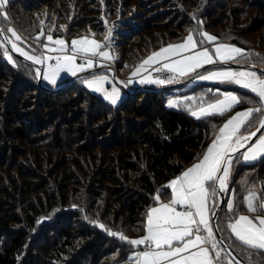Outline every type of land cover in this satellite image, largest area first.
Instances as JSON below:
<instances>
[{
    "label": "trees",
    "instance_id": "trees-1",
    "mask_svg": "<svg viewBox=\"0 0 264 264\" xmlns=\"http://www.w3.org/2000/svg\"><path fill=\"white\" fill-rule=\"evenodd\" d=\"M197 4L206 12L198 18L207 23L189 26L188 12ZM219 11L221 18L215 20ZM44 12L56 21L57 27L49 29L69 41L89 28L104 34L93 26L102 25L98 22L102 13L120 16L115 34L120 52L109 66L126 84L152 53L183 42L190 32L202 39L195 29L247 52L255 47L236 35L262 33L264 45V0H9L8 20L0 16V23L13 26L23 44L40 54L42 39H32L46 28L41 24ZM180 19L177 30L174 24ZM227 23L231 27L223 34L210 30ZM257 59L253 55L242 63L263 67ZM14 60L16 66L0 59V264L126 261L136 247L105 229L129 239L143 237L148 211L158 203L154 197L159 193L160 201H170L166 186L202 158L233 113L255 106L247 103L249 99L258 101L233 85L198 84L185 89V84L180 89L188 94L208 89L209 101L218 98L214 90L220 89L237 92L244 102L225 116L204 119L168 108L172 90L127 93L112 105L81 81L59 91L43 82L48 87L44 88L26 67L30 65L15 55ZM232 171V191L218 225L226 243L245 260L234 239H229L226 224L230 217L247 213L248 191L258 190L264 197V156L252 164L234 160ZM231 194L234 212L226 207ZM254 261L264 264V255H255Z\"/></svg>",
    "mask_w": 264,
    "mask_h": 264
},
{
    "label": "snow or ice",
    "instance_id": "snow-or-ice-1",
    "mask_svg": "<svg viewBox=\"0 0 264 264\" xmlns=\"http://www.w3.org/2000/svg\"><path fill=\"white\" fill-rule=\"evenodd\" d=\"M9 0H0V16L4 21L8 15L4 11ZM43 24V21H41ZM8 33H11L9 37ZM43 29L37 41L43 37ZM112 29L109 28L105 35V42L100 43L94 38L84 37L66 42L62 38L54 39L52 35L46 36V43L39 45L47 53L55 55L30 54L19 46L17 42H23L21 35L13 27H0V49H3L4 57L16 66V61L10 55L9 50L4 47L2 41L11 44V50L18 53L31 65L39 67L31 68L35 76L42 78L50 84H56L61 73L76 76L94 67L95 59L111 60L113 57L108 50L111 46ZM199 41L190 32L182 43L171 44L158 52L152 53L147 59L132 72L136 77L146 70L145 66L160 64L163 69L178 76H188L197 73L199 80L216 81L237 85L242 89L254 94L258 101L249 99L247 103L255 106L243 111H237L219 128L212 144L207 148L203 159L184 171L181 176L172 180L166 187L171 190V199L167 203H159L147 214L146 235L139 239H129L123 233L113 232L105 229L110 235L118 237L119 240L127 242L136 248L144 245L143 251H137L129 258V264H218L221 262L222 241L217 240L211 217L216 211L217 202L214 197L218 191L227 192V184L231 174L234 160L251 162L260 156H264V134H261L255 143L254 137L261 129H264V74L255 71H233L219 70L208 71L206 74L198 73L205 65L217 63L227 64L229 62L242 63L248 59L252 52L228 44H216L214 50L202 47L205 43H214L219 38L200 30ZM94 36V34H93ZM200 47L202 50L197 51ZM185 53H190L185 55ZM173 57H181L173 60ZM238 57L243 59H237ZM82 62L77 63V59ZM54 61L55 63H52ZM264 63V57L260 58ZM103 67L104 65H100ZM254 66V65H253ZM160 71V69H157ZM174 78V77H173ZM130 78L127 84H131ZM171 79H154L151 75L140 79L139 83L164 85L170 83ZM83 83L94 92L101 93L104 98L117 104L120 99V89L115 85L109 91L105 88L110 83L106 75H93L84 78ZM127 86V85H125ZM194 100L195 98H188ZM199 104L184 105L185 111L196 119H204L212 116H225L242 102L243 98L235 93H223L222 98L213 101H205L200 98ZM182 102L169 101L168 106L175 108ZM255 123V130H251ZM239 154V155H237ZM211 189V191H210ZM154 199L160 202L158 193ZM247 212L251 215L239 214L228 219L226 228L230 231L229 239L234 237L235 247L240 249L247 264H257L255 255H264V197L258 196L253 191H248L244 199ZM177 206L183 211H178ZM229 212L235 211L233 200L227 205ZM99 227L105 228L103 224ZM219 230V225L216 226ZM226 247H233L232 244ZM187 253V255H185ZM214 253V254H213ZM222 264H242V261L231 252L225 253Z\"/></svg>",
    "mask_w": 264,
    "mask_h": 264
},
{
    "label": "rangeland",
    "instance_id": "rangeland-1",
    "mask_svg": "<svg viewBox=\"0 0 264 264\" xmlns=\"http://www.w3.org/2000/svg\"><path fill=\"white\" fill-rule=\"evenodd\" d=\"M104 6V8H105V5H103ZM7 8H8V4L5 6V8H4V11L7 13ZM202 11H204V6L202 7V8H200L199 6H198V4L197 5H194V6H191V8H190V10H189V15H190V23L188 24L189 26L192 24L193 26H197V25H200L201 24V22H202V24H204V25H206V20H201V19H199L198 18V16L199 15H203L204 13H206V12H202ZM45 14H42V16H43V18H44V22H43V24H42V26L44 25V27H46V28H42L43 29V31H44V36L43 37H41L40 39H42V44H44V43H46L47 41H46V36L47 35H52L53 36V38L54 39H56V38H62V39H64L66 42H68L69 43V45H70V42L72 41V40H74V39H81V38H84V37H88V38H94L96 41H98V42H100V43H104L105 42V35H106V33H107V30L109 29V28H111L112 29V35H111V38H110V40H111V46H110V48H107V49H102V50H108L109 51V54L113 57V59H111V60H99L98 58H96L95 59V62H94V67L92 68V69H89L88 71H86V72H83V73H78L76 76H80V75H84V74H87V73H89V72H92V71H94V70H97V69H101V68H104V67H109V64L110 63H112L113 61H114V58H117V56H118V53L120 52V49H119V47H118V43H119V40L117 39V37L115 36V34H117V32H118V30H119V28H120V25H121V23H122V20H121V18H120V16L119 17H110V16H108L106 13H102V15H100V20L98 21V22H100L102 25H99L98 23H91V26H92V24H93V26H95V28L98 30V31H102V32H104V34L102 33V34H97L92 28H89L88 30H84L85 32H80L78 35H75V36H73L72 37V39L69 41V40H67L66 39V37L65 36H63V37H59V36H56L55 35V31L53 30L54 28H56L57 27V25H56V21H55V18L53 17V16H48L47 14H48V12H44ZM220 14H221V11H219V13L217 14L216 13V15L214 16V19L216 20V19H220L221 18V16H220ZM7 15H8V13H7ZM27 20H30V19H27ZM30 21H32V20H30ZM180 22H182V19H180V21H179V24H174V26L177 28V30L178 29H180ZM28 23H29V21H28ZM50 26L51 27H53V29H49L50 28ZM203 26V25H202ZM0 27H9L5 22H3L2 23V25H1V23H0ZM11 27H13V26H11ZM102 27H104V28H102ZM106 27V28H105ZM205 27H207V26H205ZM226 27H231V25L229 24V23H227V24H225V26H222V25H220V26H217V27H215V28H212V29H210V30H212V31H214V33H220V34H223L224 33V29L226 28ZM245 27V26H244ZM14 28V27H13ZM15 29V28H14ZM41 29V30H42ZM46 29H49L48 30V32L46 31ZM185 30V28H183L182 29V31H184ZM195 31H200V29H195ZM41 32V31H40ZM93 34H94V36H93ZM193 34V36H194V38L196 39V36H195V34L194 33H192ZM8 35H9V37H11V33H8ZM211 35V34H210ZM236 36H238V37H240L242 40H248L249 39V41H251V44L255 47V51H253L252 50V53H255V54H258V55H254V56H256L258 59L257 60H260V56H262V57H264V54H262L261 52H260V50H264V45H263V40H262V33H256V34H253V35H251V36H242V35H236ZM13 40H14V37H11ZM30 39H32V38H30ZM23 41V40H22ZM32 41L34 42V41H37V40H35V39H32ZM3 42V41H2ZM4 43V42H3ZM18 44H19V46L21 47V48H23L26 52H29L30 54H36V55H39L38 53H36L35 51V49L37 48V47H33L32 49H34L35 51H30L29 50V48H27V46H25L24 44H23V42H17ZM216 43V42H215ZM217 43H223V44H228V45H233V44H230V43H227V41L226 40H220L219 42H217ZM36 45H38L37 43H35ZM212 43H208V45H211ZM236 47H239V46H237V45H235ZM4 47L5 48H7L8 50H9V53H10V55L13 57V59H14V54L12 53V51L9 49V47L7 46V44H5L4 43ZM239 48H241V47H239ZM241 49H243L244 50V48H241ZM197 51H199V50H197ZM245 52H247L246 50H245ZM41 53H44V54H46V55H55V53H47L43 48H41L40 47V54ZM0 59H6L5 57H4V55H3V49H0ZM7 60V59H6ZM82 61L78 58L77 59V63H81ZM52 63H55L54 61H52ZM258 65H261V66H263V67H261L262 69H264V63L262 64V63H257ZM100 65H104L103 67H101ZM140 65V64H139ZM138 65V66H139ZM152 66V65H151ZM151 66H145V69L146 70H144V71H142L141 72V74L140 75H138V76H136V77H133L132 76V80H133V82H132V84H135V83H138L139 85H145V86H156L157 84H148V83H139V81H140V79L141 78H143V77H146V76H148V75H151L152 76V74H151V72H149L150 71V69H151ZM206 66H208V65H205V67ZM257 67H259V66H257ZM203 69V68H202ZM201 70V69H200ZM219 70H233V71H253V70H248V69H237L236 67L235 68H227V67H223V68H211V69H208V70H206V71H204L203 73H201V74H206L208 71H219ZM258 73V72H257ZM258 74H260V73H258ZM93 75H106L107 77H108V80L110 81V83H106L105 84V88H107L109 91L111 90V88H112V86L113 85H115L116 87H118L119 89H120V94L122 93V94H127L126 92H125V90L122 88V87H120L115 81H114V79H113V77H112V75H111V73H109L108 71H103V72H99V73H96V74H91V75H87V76H85V77H83V78H80V79H78L77 81L78 82H80L81 81V84L83 85V86H85L86 88H88L84 83H83V79L84 78H90L91 76H93ZM76 76H72V75H70V74H68V73H61V75H60V78L57 80V82H56V84H50V83H48L47 81H45V80H43V82L46 84V85H48V86H54V87H56L57 85H59L61 82H65L66 80H68V79H71V78H73V77H76ZM152 78H153V76H152ZM76 82V81H75ZM74 82V83H75ZM77 82V83H78ZM204 83H212V84H215V83H219V82H216V81H205V80H199L197 77L195 78V80L191 83V85L192 86H196V85H198V84H204ZM225 85L226 86H232L233 84H228V83H225ZM166 86H170V85H165V86H162V87H166ZM234 87H237V88H240L239 86H237V85H233ZM91 92H93L94 94H97V95H99V96H101V97H103L104 98V96L101 94V93H99V92H94V91H92L90 88H88ZM215 91V93H226V92H223V91H221L220 89H215L214 90ZM227 92H232V93H235V94H237V92H234V91H227ZM238 95V94H237ZM124 97L125 96H120V99L118 100V102H117V104H119L121 101H123V99H124ZM189 97H191V98H195L194 100H189L188 98ZM201 97H203L204 98V100L205 101H208L207 100V98H206V96H204V95H202V93H199V94H194V93H191V94H188V93H186V91H185V89H180V88H177V89H175V90H172V93H171V96H169V98H168V100H167V102H166V106L168 107V108H170L169 106H168V104H169V101H171V100H177V101H180V102H182L181 104H178V106L177 107H175V108H171V109H175V110H183V111H185V109H184V105H193V104H199L201 101H200V98ZM220 98H222V97H220ZM105 99V98H104ZM106 100V99H105ZM107 102H109L110 104H111V102L110 101H108V100H106ZM117 104H115V105H117ZM113 105V104H112ZM255 130V129H254ZM264 133V131L261 133V134H263ZM203 157V156H202ZM233 177H234V175H232V177H231V179H230V182H229V184H227V188L228 189H230V191H232L231 190V186H232V181H233ZM253 191V190H252ZM253 192H255L257 195H259V193L257 192V191H253ZM218 193V192H217ZM225 193H227V192H225ZM230 193V192H229ZM233 198V196H232V194H231V196H230V198H229V200L231 199V200H233L232 199ZM214 200H215V197H214ZM212 220V219H211ZM212 222V224H213V221H211ZM213 228H214V224H213ZM214 231H215V229H214ZM215 235H216V232H215ZM216 238H217V236H216ZM138 239V238H137ZM217 240H218V238H217ZM223 247V246H222ZM224 248V247H223ZM139 250V249H138ZM135 252H137V251H133V252H131V254H132V256L135 254ZM225 253H227V251L224 249V252H222L221 253V256L223 255L224 256V254ZM130 254V255H131ZM224 260V259H223ZM221 262H222V260H221ZM123 264H129V262H124Z\"/></svg>",
    "mask_w": 264,
    "mask_h": 264
},
{
    "label": "water",
    "instance_id": "water-1",
    "mask_svg": "<svg viewBox=\"0 0 264 264\" xmlns=\"http://www.w3.org/2000/svg\"><path fill=\"white\" fill-rule=\"evenodd\" d=\"M5 44H7V46L9 47V49L11 50V45L9 43H7L6 41H3ZM12 51V50H11ZM12 53L19 59L21 60L22 62L30 65L31 67L33 68H36V67H39L38 65H31V62L30 61H25L24 58L22 56H20L18 53L12 51ZM223 67H227V68H237V69H248V70H253L255 72H258L260 74H264V69H262L261 67H257V66H253L252 64H248V63H236V62H229L227 64H221V63H217L215 65H208L206 67H204L203 69L199 70L198 73H202L208 69H211V68H223ZM103 71H108L109 73H111L114 81L120 86L122 87L126 93H135L137 91H142V90H146V91H170V90H175L177 88H180L181 86L185 85V84H188L189 82L193 81L196 77H197V73H195L193 76L189 77L188 79H185L183 81H179L173 85H170V86H166V87H162V86H147V87H138V88H135V89H131L129 88V86H125L127 85L126 83L123 82V80L118 76L116 70L114 67H104V68H101V69H97V70H94L92 72H89L87 74H84V75H80V76H76V77H73L71 79H68L66 80L64 83H62L61 85L59 86H56L54 88H49L53 91H59V90H62L68 86H70L71 84H73L75 81H77L78 79L80 78H83L87 75H91V74H96V73H99V72H103ZM39 84L40 86L44 87V88H48L44 83H43V79L42 78H39ZM263 129L260 130V132L257 133V137H254L253 140H252V143H254L258 136L262 133ZM239 155V154H237ZM229 192H230V189L228 190L227 193H224L223 191H220V197H219V202H218V205L216 207V211L213 215V224H214V229H215V232H216V236L218 238V240L222 241V246L224 247V249L227 251V252H231L233 256H236L238 259H240L242 261V264H247V262L245 260H242V258H240L234 251L233 249L230 247H226L228 244L226 243L224 237L222 236L220 230H216V226L218 225V220H219V217H220V214L222 212V209L227 201V197L229 195Z\"/></svg>",
    "mask_w": 264,
    "mask_h": 264
},
{
    "label": "crops",
    "instance_id": "crops-1",
    "mask_svg": "<svg viewBox=\"0 0 264 264\" xmlns=\"http://www.w3.org/2000/svg\"><path fill=\"white\" fill-rule=\"evenodd\" d=\"M196 39L199 41V38L196 36ZM182 43V42H181ZM179 44V43H178ZM216 44H223V43H212L211 45H208V44H206V45H204V46H202V47H206V48H208L209 50H214V48H215V46H216ZM166 47H168V46H166ZM166 47H164V48H166ZM161 50V49H160ZM160 50H158V51H160ZM197 50H202L200 47H198L197 48ZM158 51H156V52H158ZM188 54H190V53H185V55H188ZM181 57H173L172 59L173 60H176V59H180ZM240 57H238L237 59H239ZM170 61H162L160 64H154V65H152L151 66V69H150V71L149 72H151V74H152V70L153 69H156V68H160V67H163V63H169ZM200 70V69H199ZM198 70V71H199ZM203 73V72H202ZM195 73H191V74H189L188 76H183V77H181V76H178L177 75V77H178V81L177 82H179V81H183V80H185V79H188L189 77H191V76H193ZM153 76V75H152ZM131 79H132V75H131V77H130ZM129 78V79H130ZM154 78V77H153ZM155 79V78H154ZM195 80V79H194ZM193 80V81H194ZM193 81H191V82H189L188 84H187V86L186 87H184L185 89H188V88H191V87H194V86H192L191 85V83L193 82ZM204 84H211V85H220V86H224L225 85V83H215V84H212V83H204ZM127 86H129V88H131V89H135V88H133V87H147V86H145V85H139L138 83H135V84H127ZM157 86V85H156ZM212 90V89H211ZM202 95H204V96H206V98H207V96H208V89H205V90H203V92H202ZM218 98H220V97H222V95H223V93H218ZM120 96L122 97V96H125V94H120ZM209 101V100H208ZM247 108H244V109H241V110H238V111H243V110H246ZM237 112V111H236ZM234 114V113H233ZM230 118V117H229ZM255 126V123L253 124V127ZM254 129L255 128H252L251 130H253L254 131ZM264 134V133H263ZM257 141V140H256ZM255 141V142H256ZM254 142V143H255ZM261 157H263V156H260V157H258L256 160H254V161H251V162H244L243 160H239V162L240 163H243V164H252V163H254V162H256V161H258ZM203 159V157L200 159V160H202ZM200 160H198V161H196L195 163H193L192 165H190L188 168H191L194 164H196V163H198ZM188 168H186L184 171H186ZM183 171V172H184ZM182 172V173H183ZM181 173V174H182ZM232 175H233V171L231 170V174H230V177H229V180H228V184H229V182H230V179H231V177H232ZM179 176H181V175H179ZM178 176V177H179ZM177 177V178H178ZM176 179V178H175ZM174 180V179H173ZM229 190V189H228ZM171 191V190H170ZM210 191H211V189H210ZM228 192V191H227ZM257 192L259 193V195L258 196H260V192L257 190ZM220 191H218V193H217V197L215 196V201H216V199L218 198L219 199V197H220ZM225 193V192H224ZM233 199V198H232ZM229 201V200H228ZM167 202H169V201H160V202H158L156 205H154V206H152L150 209H149V211L153 208V207H158L159 206V203H167ZM233 203H234V201H233ZM177 210L178 211H183L184 209L182 208V207H180V206H177ZM149 211H148V213H149ZM245 215H251L250 213H245ZM211 221H213V215H212V217H211ZM229 233H230V231H229ZM146 235V234H145ZM141 238V237H140ZM139 239V238H138ZM232 239H234V237L232 238ZM139 249V250H138ZM145 249V246L144 245H141V246H139V248H136V250H134V251H143ZM214 254V253H213ZM185 255H187V253H185ZM130 257H132V254L131 255H129L128 256V258H127V260L126 261H124V262H129V258ZM124 262H122L121 264H123ZM222 262H223V260H222ZM222 262H218V264H222Z\"/></svg>",
    "mask_w": 264,
    "mask_h": 264
},
{
    "label": "built area",
    "instance_id": "built-area-1",
    "mask_svg": "<svg viewBox=\"0 0 264 264\" xmlns=\"http://www.w3.org/2000/svg\"><path fill=\"white\" fill-rule=\"evenodd\" d=\"M157 69H160V71H157ZM152 75L155 79H157V78H159V79H171L170 83H167V84H164L161 86L173 85L178 81V77L176 74L168 72L167 70L163 69V67L153 69Z\"/></svg>",
    "mask_w": 264,
    "mask_h": 264
},
{
    "label": "bare ground",
    "instance_id": "bare-ground-1",
    "mask_svg": "<svg viewBox=\"0 0 264 264\" xmlns=\"http://www.w3.org/2000/svg\"><path fill=\"white\" fill-rule=\"evenodd\" d=\"M11 45V44H10Z\"/></svg>",
    "mask_w": 264,
    "mask_h": 264
}]
</instances>
